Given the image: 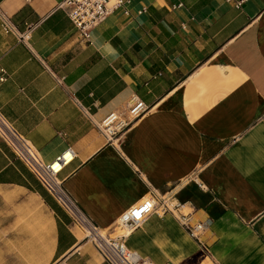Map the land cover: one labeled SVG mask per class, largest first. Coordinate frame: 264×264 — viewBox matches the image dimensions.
Listing matches in <instances>:
<instances>
[{"label":"crops","instance_id":"crops-1","mask_svg":"<svg viewBox=\"0 0 264 264\" xmlns=\"http://www.w3.org/2000/svg\"><path fill=\"white\" fill-rule=\"evenodd\" d=\"M63 1L0 0L34 26L25 43L0 26L4 116L45 162L73 150L59 178L100 228L151 191L204 224L201 246L149 216L125 244L151 264H264V0H126L89 43ZM134 96L149 111L107 141ZM0 264H107L1 140Z\"/></svg>","mask_w":264,"mask_h":264},{"label":"built area","instance_id":"built-area-1","mask_svg":"<svg viewBox=\"0 0 264 264\" xmlns=\"http://www.w3.org/2000/svg\"><path fill=\"white\" fill-rule=\"evenodd\" d=\"M231 2L233 0H226ZM245 0L236 2L239 8ZM126 0H64L58 8L64 11L81 41L90 42L91 31L117 10L126 9ZM180 7V5L172 8ZM145 9H142L144 11ZM0 26L6 34H14L25 43L30 37L34 26L28 25L23 32H17L9 17L0 12ZM2 72L1 81L5 80ZM149 111V107L136 96L132 97L122 112L109 114L97 127L107 141H116L125 133L132 123ZM0 140L10 150L13 156L33 175L39 185L54 200L57 206L67 215L72 226L83 234V240L90 242L96 252L107 264H151L141 258L137 252L126 247V238L138 229L152 214H172L188 235L201 246V235L205 231L204 224L191 223L190 216L180 212L182 205L170 197L159 196L151 191L124 212L114 223L121 234L110 236L108 229L100 228L83 212L77 201L68 192L64 181L59 178L62 168L74 158V152L68 148L52 162H45L30 142L22 136L0 110ZM184 182H192L199 189L205 190V185L199 180L197 173H192ZM113 226V227H114ZM125 232V233H124Z\"/></svg>","mask_w":264,"mask_h":264},{"label":"rangeland","instance_id":"rangeland-1","mask_svg":"<svg viewBox=\"0 0 264 264\" xmlns=\"http://www.w3.org/2000/svg\"><path fill=\"white\" fill-rule=\"evenodd\" d=\"M126 106H127V104H126ZM126 106H125V107H126ZM119 112H122V110H120ZM11 205H12V204L10 203L9 206H11ZM108 234H109L110 236H116V235L121 234V230H119L118 228H114L113 230L108 231Z\"/></svg>","mask_w":264,"mask_h":264},{"label":"bare ground","instance_id":"bare-ground-1","mask_svg":"<svg viewBox=\"0 0 264 264\" xmlns=\"http://www.w3.org/2000/svg\"><path fill=\"white\" fill-rule=\"evenodd\" d=\"M157 194H158L159 196H162L160 193H157ZM114 228H117V227L114 226V227L112 228V230H113ZM124 233H125V232H124Z\"/></svg>","mask_w":264,"mask_h":264}]
</instances>
